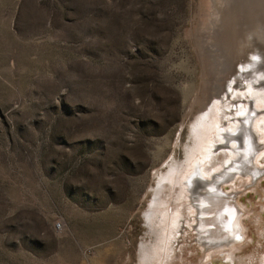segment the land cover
Here are the masks:
<instances>
[{
    "label": "rangeland",
    "instance_id": "rangeland-1",
    "mask_svg": "<svg viewBox=\"0 0 264 264\" xmlns=\"http://www.w3.org/2000/svg\"><path fill=\"white\" fill-rule=\"evenodd\" d=\"M259 75L264 0H0V264H264L263 119L180 190Z\"/></svg>",
    "mask_w": 264,
    "mask_h": 264
},
{
    "label": "bare ground",
    "instance_id": "bare-ground-1",
    "mask_svg": "<svg viewBox=\"0 0 264 264\" xmlns=\"http://www.w3.org/2000/svg\"><path fill=\"white\" fill-rule=\"evenodd\" d=\"M252 38H253V34H249V35H247L245 37V40L243 42V46H242V44H241V46H239L240 47V51H241V49H244V48H250ZM240 53H242V51ZM259 78H260V75L257 76V77L251 78L250 81H248L249 83H246L245 86L243 85L244 87H242V85H241L242 89H245L246 90V93H247V95L244 96V100H241V101H231V100H229L230 97L233 98V96L236 93L235 92V93H231L230 95H228L226 97L223 96L222 98H220L218 105H216V106L215 105H212L213 106L212 109H215V111H216L215 114L216 113H217V115L220 114L221 115V118L224 120V122L220 125V128H221L220 130H222L225 133H219L218 134V137H220L219 139L223 140L224 142H227L228 144H227V146H225V144H223V143L222 144L221 143H217L214 140H211V137H210V139L209 138H207V139L205 138V140L203 139V141H201V143L199 142L200 145L199 146L197 145L198 147H197L194 155H192V159L190 161V164H191L190 173H189L190 176H188V175H186L185 177L183 176L184 177V182H182V185L186 186L187 189L181 188L179 186L180 187V190H181V193H183L184 191L185 192H188V193L190 192V189H188L189 188V185H190V183H189L190 181H188V180L192 176L198 175L199 177H197V178H198L199 182L203 178V180H204L203 183L205 182V179L207 177L210 178V179L213 178V177L209 176L208 171H212V172L215 171L217 164L220 162L219 161L221 159L220 156L223 155L221 153L224 152V151H226V150H224L226 147H228L229 148V152H231L230 153L231 154L230 161L233 162L237 158V155L239 154V150L234 147L235 137H233V135H234L233 133H235V131L238 130V128H239L238 125H247L248 128H250L249 129L250 130V134H251L252 138L254 139V142H259L260 137H259V134H258V132H259L258 129L259 130L261 129V127L259 126V124L261 123V120L262 119H263L262 122L264 123V83L259 82V81H261V79L259 80ZM220 90L222 92V89H220ZM218 93L215 94L212 97H214V98L215 97H218ZM223 95H225V93ZM238 102H243V105L238 106L237 105ZM217 103H218V101H217ZM245 115L246 116L248 115L246 121L245 120H242L244 118L243 116H245ZM215 122H214V124H212V122H210L207 125L206 129H209V134H210V132H212V134H213V132L216 131V127H215L216 124H215ZM229 123H233L235 125L234 130H233L232 133H230V131L228 132V130H227L229 128ZM207 135H208V133H207ZM209 136H211V134ZM230 143H231V145H229ZM255 145L256 146L254 147V149L252 151L259 152V151H263L264 150V143L263 144H258L257 143ZM228 156L229 155L227 153V157ZM225 167L226 166H224V168ZM237 171L240 172V170H237ZM242 171L243 172H240L242 174L243 173L252 174V169L251 168L243 169ZM197 178H196V180H197ZM181 196H182V194H181ZM188 199L190 200L189 205H191L192 208H196V206H197L196 203H195L196 200L194 198L192 199L190 196H188ZM176 216H177V214L172 217L173 220L169 218L170 219V223H171L172 226L175 224V223L173 224V222H175ZM177 222H179L181 224L184 223V221L179 220V219H178ZM203 222H204V215L202 214L200 223H203ZM236 223L237 222H235V225H237ZM236 228H237V226H236ZM238 229H236V231ZM236 231L235 232H229L228 231V232L220 235L219 236L221 238V241L220 242H222L221 245L228 246V245L233 244V242H235L237 240ZM175 233L177 234V231H175ZM202 245L204 247V251L205 252L206 251H209L214 246V245L208 244V243H207L206 246H204V244H202ZM209 258H210L209 255H205V259L206 260H208ZM243 260H244V262L246 261L245 259H243ZM213 263H215V264H226L223 261H221V262H218V261L217 262H213V261H211L209 264H213ZM250 264H252V262H250Z\"/></svg>",
    "mask_w": 264,
    "mask_h": 264
},
{
    "label": "water",
    "instance_id": "water-1",
    "mask_svg": "<svg viewBox=\"0 0 264 264\" xmlns=\"http://www.w3.org/2000/svg\"><path fill=\"white\" fill-rule=\"evenodd\" d=\"M259 38H261L259 32H254V33H253L252 41L255 40V39H259ZM261 39H262V38H261ZM259 40H260V39H259ZM252 41H251V42H252Z\"/></svg>",
    "mask_w": 264,
    "mask_h": 264
},
{
    "label": "built area",
    "instance_id": "built-area-1",
    "mask_svg": "<svg viewBox=\"0 0 264 264\" xmlns=\"http://www.w3.org/2000/svg\"><path fill=\"white\" fill-rule=\"evenodd\" d=\"M54 228H55L56 231H60L61 226H60V224L58 223V224H56V225L54 226Z\"/></svg>",
    "mask_w": 264,
    "mask_h": 264
}]
</instances>
